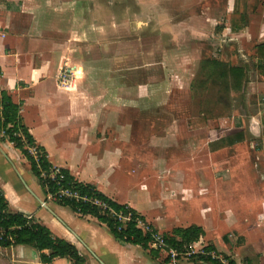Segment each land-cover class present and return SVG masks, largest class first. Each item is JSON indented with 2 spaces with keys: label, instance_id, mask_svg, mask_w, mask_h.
<instances>
[{
  "label": "crops",
  "instance_id": "1",
  "mask_svg": "<svg viewBox=\"0 0 264 264\" xmlns=\"http://www.w3.org/2000/svg\"><path fill=\"white\" fill-rule=\"evenodd\" d=\"M167 2L172 0H0V90L19 105L21 123L50 165L131 207L163 233L200 225V243L208 223H192V183L205 171L194 168L192 155L163 160L155 151L167 146L165 139L152 132L160 127L133 117L146 112L149 100L164 97L162 81L144 77L147 65L171 71V84L178 83L185 48L176 43L180 17ZM162 33L168 45L158 43ZM62 69L74 74L69 86L57 81ZM0 191L8 212L32 216L72 243L83 264H169L161 250L120 240L95 216L46 200L28 158L1 130ZM207 244L224 257L221 251H229L214 240ZM252 252L263 264L264 246ZM42 253L48 251L24 243L0 245V264H72L67 256L47 262ZM205 261L218 264L189 257L178 263Z\"/></svg>",
  "mask_w": 264,
  "mask_h": 264
},
{
  "label": "rangeland",
  "instance_id": "2",
  "mask_svg": "<svg viewBox=\"0 0 264 264\" xmlns=\"http://www.w3.org/2000/svg\"><path fill=\"white\" fill-rule=\"evenodd\" d=\"M166 4L181 20L176 43L185 52L178 58V83L171 84V71L147 65L144 77L152 83L161 80L164 97L149 100L146 112L133 117L160 127L152 132L165 139L167 146L155 151L163 160L192 155L194 168L205 171L192 183V223H208L200 243L225 244L229 251L221 252L234 264H258L262 259L252 247L264 246V66L257 47L264 42V0ZM189 25L199 35L190 36ZM160 36L158 43L168 45V36ZM205 58H217L226 70L203 87L193 86Z\"/></svg>",
  "mask_w": 264,
  "mask_h": 264
},
{
  "label": "trees",
  "instance_id": "3",
  "mask_svg": "<svg viewBox=\"0 0 264 264\" xmlns=\"http://www.w3.org/2000/svg\"><path fill=\"white\" fill-rule=\"evenodd\" d=\"M231 26L235 28L232 20ZM257 47L258 58L260 59V63H263L264 66V42L258 44ZM222 65L223 64L217 58L203 59L201 62V73L193 83V86H195V83L200 87L205 86L207 81L213 78L215 74L217 75L218 72L222 73L226 70V66ZM18 111L19 105L12 102L10 96L5 91L0 90V130L10 141L14 143V145L22 150L30 162L31 169L38 177L39 171L37 164L29 155L26 148L27 144L33 142V138L25 126L21 123ZM41 149L43 150V148ZM40 165L43 168H47L49 163L46 158H41ZM62 184L64 186H72V188L76 189L80 194L104 200L108 207L113 210H122V212L131 210L132 215L141 216L126 204H120L111 200L99 192L92 184L77 181L67 172L66 178L62 181ZM49 185L52 188L55 187L53 183H49ZM59 203L69 205L73 210L79 213L93 215L98 220L105 222L112 234L120 240L137 243L144 248L149 247L151 250L156 249L149 246L148 234L137 228L133 219L127 221L117 220L112 216L110 211L103 210L89 201L65 198ZM6 206L7 202L0 191V245L9 246L11 244L24 243L41 251L47 250L48 253L41 254L42 258L47 262H50L52 258L56 256H67L72 260V264H83V256L79 254L76 247L72 243L62 238L53 236L46 226L36 221L32 216L24 215L21 212H8ZM202 234V227L196 224H191L186 227H175L172 229L171 233H163L164 238L169 244L177 246L197 241L200 239ZM224 239H226L225 235ZM205 249H214V246L207 244L205 245ZM192 256L196 259L218 263L217 260H211L209 256L204 254H192ZM227 258V264H234V261L231 258Z\"/></svg>",
  "mask_w": 264,
  "mask_h": 264
},
{
  "label": "built area",
  "instance_id": "4",
  "mask_svg": "<svg viewBox=\"0 0 264 264\" xmlns=\"http://www.w3.org/2000/svg\"><path fill=\"white\" fill-rule=\"evenodd\" d=\"M74 74L72 71L62 69L57 75V81L61 86H69L73 80ZM29 155L35 160L39 171L38 178L45 190V199L49 201L61 202L65 198H73L75 200L89 201L90 203L99 206L103 210H108L112 216L120 221L133 219L135 226L141 231L146 232L149 236V246L164 252L165 259L169 264H179V258L183 256H191L192 254H204L209 256L211 260H217L218 264H227L226 258L217 253L214 249L206 250L203 244L192 241L184 243L181 246L169 244L164 238L163 232L158 230L144 217L132 215L131 210H113L108 207L107 203L96 197H88L80 194L72 186H64L62 181L66 178V172L63 168L57 165H50L43 168L40 165V159L46 158L44 150H42L34 142L26 145ZM49 183H53L55 187H51ZM107 208V209H106Z\"/></svg>",
  "mask_w": 264,
  "mask_h": 264
}]
</instances>
